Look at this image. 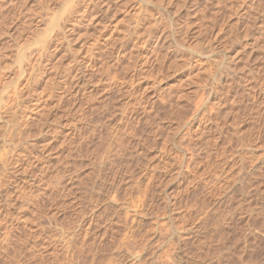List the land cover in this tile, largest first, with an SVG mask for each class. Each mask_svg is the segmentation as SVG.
Masks as SVG:
<instances>
[{
    "label": "rangeland",
    "instance_id": "1",
    "mask_svg": "<svg viewBox=\"0 0 264 264\" xmlns=\"http://www.w3.org/2000/svg\"><path fill=\"white\" fill-rule=\"evenodd\" d=\"M95 1L0 0V264H264V0Z\"/></svg>",
    "mask_w": 264,
    "mask_h": 264
},
{
    "label": "bare ground",
    "instance_id": "2",
    "mask_svg": "<svg viewBox=\"0 0 264 264\" xmlns=\"http://www.w3.org/2000/svg\"><path fill=\"white\" fill-rule=\"evenodd\" d=\"M80 1H81V0H80ZM94 1H95V0H94ZM107 1H108V0H107ZM34 2H35V1H34ZM82 2H83V1H82ZM84 2H85V1H84ZM95 2H96V1H95ZM95 2H94V4H95ZM71 3H72V2H71ZM78 3H79V2H78ZM97 3H98V2H96V4H97ZM100 3H101V4L103 3L102 5H103L104 7H105V6L107 7V2H106V4H105L104 0H103L102 2L100 1ZM66 4H67V3H66ZM69 4H70V3H69ZM90 4H91V3H90ZM104 4H105V5H104ZM75 5H76V4H75ZM70 6H71V5H70ZM92 6H93V4H92ZM98 6H99V5H98ZM249 6H250V5H249ZM47 7H48V6H47ZM87 7H88V6H87ZM96 8H97V7H96ZM98 8H99V7H98ZM108 8H109V7H108ZM108 8H107V10H108ZM64 9H65V8H64ZM69 9H70V7H69ZM86 9H87V8H86ZM90 9H92V10L95 11V9H94L93 7H91ZM104 9H105V8H104ZM48 10H49V8H48ZM67 10H68V9H67ZM67 10H66V11H67ZM97 10H99V9H97ZM100 10L103 11L102 9H100ZM107 10L105 9V12H106ZM50 11H51V10H50ZM84 11H85V10H83V13H82L83 15H84ZM77 12H78V11H77ZM86 12H87V11H86ZM86 12H85V14H86ZM88 12H89V11H88ZM99 12H100V11H99ZM103 12H104V11H103ZM262 12H263V11H262ZM90 13H92V12H90ZM90 13H89V14H90ZM80 14H81V13H80ZM87 14H88V13H87ZM92 15H93V13H92ZM52 16H53V15H52ZM52 16H51V17H52ZM86 16H87V15H86ZM55 17H56V16H55ZM79 17H80V16H79ZM90 17H91V16H90ZM254 17H255V16H254ZM80 18H81V17H80ZM87 18L89 19V17H87ZM87 18H86V19H87ZM59 20H60V19H58V21H59ZM49 22H52V20L49 21ZM60 22H61V21H60ZM43 23H45V22H43ZM54 23H55V22H53V24H54ZM45 24H46V23H45ZM45 24H44V25H45ZM59 24H60V23H59ZM54 25L56 26V25H58V24H54ZM59 26H60V25H59ZM260 26H261V25H260ZM52 28H55V27H52ZM43 29H45V28H43ZM260 29H261V28H260ZM109 46H110V45H109ZM110 48H111V46H110ZM111 51H112V50H111ZM30 55H31V54H30ZM26 59H27V58H26ZM28 63H29V62H28ZM24 66H25V65H24ZM26 66H27V65H26ZM29 66H30V65H29ZM151 66H152V64H151ZM27 68H28V67H27ZM257 68H258V67H257ZM251 69H252V68H251ZM82 76H83V75H82ZM79 77H80V76H79ZM73 78H74V76H73ZM67 81H68V80H67ZM82 81H83V80H82ZM74 84H75V83H74ZM74 84H73V85H74ZM67 85L72 86V85H70V84H67ZM75 85H76V87H75L74 89H77V90H75L76 92H74V93H75V94H76V93H80V92H81V91H80L81 88H79V86H83V85H84L83 82H82V84L78 82V83H76ZM64 88H65V87H64ZM69 89H70V88H69ZM81 94H82V93H81ZM70 96H71V95H70ZM75 96H76V95H75ZM80 97H81V96H80ZM70 98H71V97H70ZM71 99H72V98H71ZM75 99H76V98H75ZM196 105H197V104H196ZM196 105H195V106H196ZM198 107H199V106H198ZM119 120H120V119H119ZM127 123H128V122H127ZM74 128H75V127H74ZM74 128H73V129H74ZM116 128H117V127H116ZM214 128H215V127H214ZM122 129H123V128H122ZM68 131H69V130H68ZM74 131H75V130H74ZM66 134H70V135L72 134V136L75 137V136L73 135L74 132H72V129H71L68 133H66ZM73 137H72V138H73ZM71 140H72V139H71ZM73 140H74V139H73ZM141 151H142V150H141ZM177 152H178V151H177ZM177 152H176V153H177ZM181 156H182V155H181ZM179 158H180V157H179ZM190 160H191V159H190ZM32 162H33V161H32ZM29 163H30V162H29ZM33 163H34V162H33ZM187 163H188V162H187ZM183 164H184V163H183ZM35 165H36V164H35ZM35 165H32V166H35ZM43 165H44V164H43ZM35 167H36V166H35ZM45 167H46V166H45ZM30 168H31V167H30ZM186 168H187V167H186ZM255 170H256V169H255ZM42 171H43V170H42ZM41 174H42V173H41ZM180 175H181V174H180ZM252 175H253V174H252ZM36 176H37V175H36ZM40 177H41V176H40ZM40 177H37L36 179H34V182H35L36 184H39V183L42 182V178H40ZM72 180H73V179H72ZM70 181H71V180H70ZM71 182H72V181H71ZM181 182H182V181H181ZM249 182H250V181H249ZM70 184H71V183H70ZM104 184H105V183H104ZM71 186H72V185H71ZM107 187H108V186H107ZM111 189H112V188H111ZM116 189H117V188H116ZM103 190H104V189H103ZM106 190H107V189H106ZM110 191H111V190H110ZM107 192H108V191H107ZM247 192H248V191H247ZM99 195H100V193H99V190H98V191H96L95 194H94L95 199L99 198ZM108 196H109V195H108ZM110 196H111V198H115V197H116V192H115L114 190H112V192L110 193ZM83 199H84V198H83ZM96 201H97V200H96ZM79 203H80L79 206H82V205H81V204L83 203L82 200H81ZM83 204H84V203H83ZM91 216H93V215H91ZM89 217H90V216H89ZM223 217H224V216H223ZM110 220H111V219H110ZM223 220H224V219H223ZM224 221H225V220H224ZM92 222H94V221H93V217L88 218V220H87V224H88L89 226L91 225ZM109 222H111V221H109ZM25 223H26V222H25ZM219 223H220V222H219ZM92 225H93V223H92ZM23 226H25V225H23ZM108 226H109V225H108ZM195 227H196V226H195ZM14 228H16V227H14ZM27 228H28V227H25V229H27ZM31 229H32V228H31ZM106 229H107V227H106ZM28 230L30 231V228H29ZM102 230H103V229H102ZM16 231H19V230L16 229ZM26 231H27V230H26ZM13 232H14V231H13ZM23 232H24V231H23ZM30 232H31V231H30ZM103 232H104L103 235H105V234L107 233L106 230L103 231ZM4 233H5V232H4ZM4 233H3V234H4ZM24 233H25V232H24ZM5 234H6V235H4V239H3V240H4V242H3L4 245H2V248L0 249V250H2V251H5V252L8 251L9 246L12 245V244H11L12 242L14 243V241H16V243H17L18 240L20 241V240H23V238H24V237H23V238L20 237V235H18L19 237H18V236H15L17 233H16L15 235H13L14 233H13V234H12V233H10V234H9V233H8V234L5 233ZM24 235H25V234H24ZM30 235H32V234H29V236H30ZM106 235H107V234H106ZM14 236H15L16 238H14ZM21 236H23V235L21 234ZM26 236H27V235H26ZM29 236H28V237H29ZM100 237L102 238V236H100ZM100 237H99V238H100ZM20 238H22V239H20ZM25 238H26V237H25ZM30 239H31V238H30ZM37 240H38V239H37ZM99 240H100V239H99ZM20 242H22V241H20ZM24 242H25V241H24ZM26 242H27V241H26ZM29 243H30V242H29ZM34 244H35V243H34ZM29 246H30V245H29ZM12 248H13V247H12ZM14 248H15V247H14ZM14 248H13V250H14ZM30 248H31V246H30ZM9 251H10V249H9ZM9 251H8V252H9ZM0 252H1V251H0ZM92 252H93V251H92ZM1 253H2V252H1ZM3 254H4V253H3ZM172 254H173V253H172ZM93 256H94V255H93ZM174 260H175V259H174ZM167 264H168V263H167Z\"/></svg>",
    "mask_w": 264,
    "mask_h": 264
}]
</instances>
